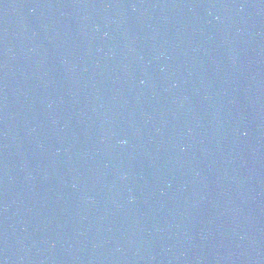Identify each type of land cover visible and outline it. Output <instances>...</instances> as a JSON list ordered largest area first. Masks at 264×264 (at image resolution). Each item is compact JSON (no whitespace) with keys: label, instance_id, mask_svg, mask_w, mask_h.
<instances>
[{"label":"water","instance_id":"95a60500","mask_svg":"<svg viewBox=\"0 0 264 264\" xmlns=\"http://www.w3.org/2000/svg\"><path fill=\"white\" fill-rule=\"evenodd\" d=\"M0 264H264V0H0Z\"/></svg>","mask_w":264,"mask_h":264}]
</instances>
